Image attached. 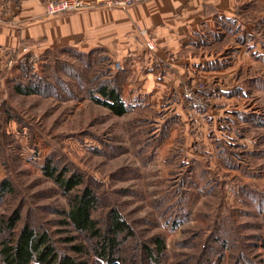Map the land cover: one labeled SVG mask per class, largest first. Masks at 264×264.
<instances>
[{
	"label": "rangeland",
	"instance_id": "obj_1",
	"mask_svg": "<svg viewBox=\"0 0 264 264\" xmlns=\"http://www.w3.org/2000/svg\"><path fill=\"white\" fill-rule=\"evenodd\" d=\"M44 1L47 16L134 4L48 13ZM240 1L247 7L233 18L248 41L210 39L208 47L193 48L192 58L198 55L200 62L191 70L201 75L189 74L160 104L141 95L135 104L126 95L127 111L121 115L77 90L72 74L78 72L84 84L92 71L66 58L76 54L89 61L93 55L102 68L107 49L51 52L61 60L51 82L75 92L66 97L56 87L65 98L17 93L9 78L25 67L19 59L26 57L24 64L41 75L46 60L24 51V44L7 50L0 66V181L8 180L12 190L0 197V217L18 209L16 231L24 223L45 229L59 250L68 251L65 238L76 233L61 221L67 220L66 196L41 171L49 157L59 168L79 172L97 193L94 216L103 218L113 206L127 220L133 235L122 253L134 256L141 247L143 252V245L154 246V237L163 241L159 263L145 253L137 263L264 264V0ZM9 2H0V23L19 28ZM31 54L37 60L31 61ZM207 60H215L216 67L206 66ZM113 63L111 71H119ZM97 73L101 76L100 69ZM188 92L193 95L186 97ZM120 97L123 101L122 89ZM178 137L183 143L173 142ZM170 154L174 159L168 163ZM226 154L230 159L222 158Z\"/></svg>",
	"mask_w": 264,
	"mask_h": 264
},
{
	"label": "crops",
	"instance_id": "obj_2",
	"mask_svg": "<svg viewBox=\"0 0 264 264\" xmlns=\"http://www.w3.org/2000/svg\"><path fill=\"white\" fill-rule=\"evenodd\" d=\"M42 1L8 3L9 10L14 6L11 12L20 27L0 23V66L7 50L23 44L27 51L36 54L58 49L87 53L107 49L114 62L125 64L121 84L125 105L126 95L135 104H139L134 101L138 95L150 96L155 104H160L189 74L201 75L191 70V64L200 62V56L192 58L195 34L204 28L214 29L216 12L233 17L241 2L141 0L126 9L92 8L47 16ZM147 42L152 49L148 50ZM199 72L205 74V70Z\"/></svg>",
	"mask_w": 264,
	"mask_h": 264
},
{
	"label": "trees",
	"instance_id": "obj_3",
	"mask_svg": "<svg viewBox=\"0 0 264 264\" xmlns=\"http://www.w3.org/2000/svg\"><path fill=\"white\" fill-rule=\"evenodd\" d=\"M246 7V3L238 5L235 13H239V10ZM240 32L243 31L233 17L218 15L216 12L214 14V29L204 28L201 33L197 32L194 39L195 47L193 48L208 47L211 44L210 39L224 43L230 37H234L237 42L245 43L248 41V33L245 39L240 36ZM50 54V51L44 54L46 62L41 72L42 75L38 74L33 65L25 64V67L21 69V73L11 79L17 93L65 98L63 97L64 94L56 88L61 87L62 91L67 92L66 97H73L75 92L68 84L57 86L56 83L51 82L50 75L55 73L56 67H58L57 64L61 60L60 58L53 59ZM102 55L104 56L103 53ZM105 55L102 68H99L98 61L95 64L97 58L94 59L93 55L90 58L91 60L88 59L89 61L76 54H70L66 58L83 65L86 72L91 73L92 71L87 76L86 83L84 82V88H82L84 84L81 83L80 74L78 72L72 74L78 80L77 90L78 88L82 89L84 91L82 93L86 94L85 97L106 106L113 114L121 115L127 111V107L120 97L123 74L120 71H111L110 66L113 60L109 54ZM54 63L55 68L53 67ZM214 63L215 60H207L205 65L216 67ZM99 69L101 70V76L96 75ZM79 83L81 84L79 85ZM67 87H70V89ZM140 110L144 111L145 108H140ZM167 124L168 120L162 124V128H164L163 137L168 135L165 129ZM183 139V137H178L173 142L175 144L183 143ZM219 144V149L222 151L223 143L219 141ZM175 149V146L172 147L173 153ZM250 154H255V152H250ZM171 156L172 154L167 158L168 163H170L171 158L174 159ZM222 158L230 159V156L226 154ZM182 165H184L183 161L180 163V166ZM41 171L66 196L68 207L64 214L67 220L61 221L71 225L76 234L65 238L68 251L59 250L53 244L48 231L45 229L24 223L16 231L20 215L18 209H14L11 214L0 217V264H142L137 263V260L142 259L143 253L150 259L154 258V262L159 263L163 254L164 243L158 237H154L153 247L143 245V252L141 247L134 256L122 253L123 243L133 235L131 226L123 218L120 211L113 206L105 211L103 218L94 216L98 208V195L91 186L84 183L85 180L79 172H70L65 167L59 168L57 163L52 162L49 157L45 158ZM183 177L185 176L183 175ZM11 190L12 185L8 180L3 179L0 181V197ZM217 240H219L220 246L224 244L222 239Z\"/></svg>",
	"mask_w": 264,
	"mask_h": 264
},
{
	"label": "built area",
	"instance_id": "obj_4",
	"mask_svg": "<svg viewBox=\"0 0 264 264\" xmlns=\"http://www.w3.org/2000/svg\"><path fill=\"white\" fill-rule=\"evenodd\" d=\"M139 0H95L94 2H89L86 0H45L44 1V7L48 13H55L59 11H67V10H78L88 7H105V8H113V7H119V8H125L128 5H131ZM94 5V6H92ZM2 7H0L1 10ZM149 45V44H148ZM150 47V45H149ZM26 50V47L24 51ZM31 61L37 60V56L35 54H31L30 56ZM19 61L25 65V62L27 61V58L24 57L23 59H19ZM113 66L115 69L119 71H123V65L119 62H114ZM199 87H202V85H199ZM195 90H198L197 88ZM186 91V90H185ZM187 96H192L193 93L188 92L185 94Z\"/></svg>",
	"mask_w": 264,
	"mask_h": 264
}]
</instances>
